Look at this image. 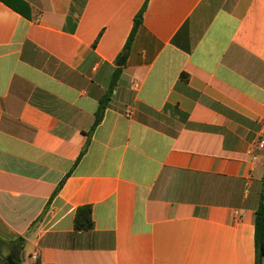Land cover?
I'll use <instances>...</instances> for the list:
<instances>
[{
  "label": "crops",
  "instance_id": "1",
  "mask_svg": "<svg viewBox=\"0 0 264 264\" xmlns=\"http://www.w3.org/2000/svg\"><path fill=\"white\" fill-rule=\"evenodd\" d=\"M263 127L264 0H0V238L23 264H256Z\"/></svg>",
  "mask_w": 264,
  "mask_h": 264
},
{
  "label": "trees",
  "instance_id": "2",
  "mask_svg": "<svg viewBox=\"0 0 264 264\" xmlns=\"http://www.w3.org/2000/svg\"><path fill=\"white\" fill-rule=\"evenodd\" d=\"M144 12H145V8H143L140 11V13L136 16L134 28L132 30L128 43L122 54H126L128 52L138 29L143 23ZM118 77H119V73H117L114 77V86L118 80ZM110 100H111V92L108 95H106V97L100 103V107L97 112L93 129L99 126V124L103 121L105 111L107 109ZM86 150H87V146L84 148V152ZM62 186L63 183L60 185V188ZM94 226L95 224L93 220L92 207L91 206L80 207L77 210L75 217V229L77 231H90L94 228ZM15 243L18 244L19 250L17 253L19 255L18 256L19 259L21 260V252L24 248L23 239L19 238L13 242H7L0 238V258L4 264H9V263L6 260V256L3 252V247L4 246L12 247L13 244ZM255 244H256V264H264V188L261 194L260 205L256 211V217H255Z\"/></svg>",
  "mask_w": 264,
  "mask_h": 264
},
{
  "label": "flooded vegetation",
  "instance_id": "3",
  "mask_svg": "<svg viewBox=\"0 0 264 264\" xmlns=\"http://www.w3.org/2000/svg\"><path fill=\"white\" fill-rule=\"evenodd\" d=\"M9 256H13V260L15 262L21 263V260L19 259V255L16 250L11 249L9 254L6 256V260L9 258Z\"/></svg>",
  "mask_w": 264,
  "mask_h": 264
},
{
  "label": "water",
  "instance_id": "4",
  "mask_svg": "<svg viewBox=\"0 0 264 264\" xmlns=\"http://www.w3.org/2000/svg\"><path fill=\"white\" fill-rule=\"evenodd\" d=\"M7 261L9 264H23L25 262V253L24 252L21 253V263L15 262L13 260V256H9Z\"/></svg>",
  "mask_w": 264,
  "mask_h": 264
},
{
  "label": "rangeland",
  "instance_id": "5",
  "mask_svg": "<svg viewBox=\"0 0 264 264\" xmlns=\"http://www.w3.org/2000/svg\"><path fill=\"white\" fill-rule=\"evenodd\" d=\"M10 250H11V248L8 247V246L7 247L6 246L3 247V252H4L5 256H7L9 254ZM26 263H28V264L30 263L29 254L26 255Z\"/></svg>",
  "mask_w": 264,
  "mask_h": 264
},
{
  "label": "built area",
  "instance_id": "6",
  "mask_svg": "<svg viewBox=\"0 0 264 264\" xmlns=\"http://www.w3.org/2000/svg\"><path fill=\"white\" fill-rule=\"evenodd\" d=\"M137 87H138V85H137ZM263 131H264V127H263ZM260 145L264 146V141H260ZM254 159H256V157Z\"/></svg>",
  "mask_w": 264,
  "mask_h": 264
}]
</instances>
